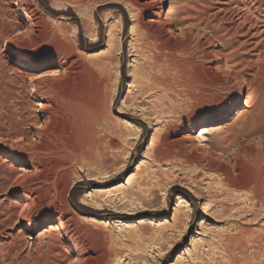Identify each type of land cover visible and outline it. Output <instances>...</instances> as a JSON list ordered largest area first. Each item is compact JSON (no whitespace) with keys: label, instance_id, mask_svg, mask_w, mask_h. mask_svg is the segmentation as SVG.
<instances>
[{"label":"rangeland","instance_id":"1","mask_svg":"<svg viewBox=\"0 0 264 264\" xmlns=\"http://www.w3.org/2000/svg\"><path fill=\"white\" fill-rule=\"evenodd\" d=\"M191 1L201 3L198 8L208 14L215 13L221 5L225 11L228 8L226 18L220 20V15L214 25L220 27L218 36L226 37L225 30L239 14H244L248 22L256 25L264 21V0ZM176 2L167 0L159 5L163 6L164 17L171 7L179 6ZM183 2L180 5L186 4ZM94 6L95 3L87 0H0L1 12L12 11L6 17L0 14V19L6 23L16 24L20 8L26 9L34 22L32 34L22 33L15 39L13 33L14 43L0 46V78L2 66L6 74L0 80L3 81L0 90L11 94V99L0 104V142L5 143H0V180L4 176L22 177L36 154L45 169L41 181L34 185L38 190L35 199L40 200L31 208H14V202H20V198L14 197L15 189L9 187L0 191V264H229L230 255L224 251V239L229 236L241 238L239 228L264 233V208L258 204L252 211L253 201L249 195L225 187L222 175L206 169V157L197 150L204 144L211 147L215 164L223 168H228L227 157H239L241 167L232 174L237 182L247 183L256 177V166L243 148L249 147L256 152L263 150L260 138L264 139V115L257 112L255 95L264 88V62L252 61L254 64L249 68L241 65L235 69L236 72L243 71L239 75L245 85L244 96L249 90L255 92H251L255 99L251 98L250 106H240L238 115L235 112L241 97L239 84L231 79L228 66L239 64L242 59L247 61L248 57L251 59V54L245 55L246 51L240 48L245 41L241 33L223 37L225 45L216 38L210 47L221 55L219 77L223 89L218 94L199 91L193 86L179 87L171 95L168 93L170 98L154 85L143 94L141 89L153 76L161 77L167 71L160 66H147L144 74L139 73L148 55L138 48L141 32L134 30L136 25L132 16L135 12L123 5L126 7L123 16L111 15L115 9L97 10ZM25 28L22 26L21 32L25 33ZM172 30L179 33L176 24L172 25ZM205 33L207 37H217L210 30ZM192 41L196 47L197 38ZM255 42L264 46V40L260 38ZM10 47L20 62H27L33 68L28 72L30 76L39 72L49 74V79H42L37 93L31 91L27 80L20 81V63L15 62ZM133 50L140 52L129 57ZM68 51L77 53L78 65L66 61ZM62 64H67L70 72L59 73ZM102 65L105 66L104 76L100 69ZM203 65L209 66L206 62ZM43 66L45 69L41 70ZM85 67L95 74L88 73ZM208 73L205 72L206 77ZM172 74L179 82L187 81L185 73L183 76ZM128 97L136 100V112L130 102L125 103ZM192 99L196 100L193 102ZM48 103L56 110L55 118L42 137L36 138L47 113L41 105ZM74 104L100 113L94 134L95 138L105 137L89 160L77 159L78 162H74V149L79 141L72 117ZM220 110L223 113L219 117H208ZM228 112L230 115L224 118ZM189 122L196 124L197 129L189 128ZM256 124L262 125L260 134L253 131ZM165 125L170 128L163 132ZM203 127L211 131L205 136V143H200L198 130ZM183 131H189L187 141L180 146L170 145ZM110 137L118 143V148L107 147ZM233 140L237 144L232 145ZM17 145H22V150ZM154 154H160L163 161L157 162ZM8 155L10 161L3 165ZM188 157L193 160L195 157V160H188ZM55 165L69 168L68 173L57 176L64 178L63 185L52 181L51 170ZM160 173L165 177H159ZM142 181L145 186L140 187V192ZM183 184L189 185L190 189L193 186L196 199L188 190L184 189L186 193L176 190ZM57 199H67L69 210H72L62 219L52 211ZM35 224L38 225L36 229L24 230L25 225ZM250 251L257 258L255 263L259 264L258 250L248 249L246 257ZM235 256L241 258L242 254L237 251Z\"/></svg>","mask_w":264,"mask_h":264},{"label":"bare ground","instance_id":"2","mask_svg":"<svg viewBox=\"0 0 264 264\" xmlns=\"http://www.w3.org/2000/svg\"><path fill=\"white\" fill-rule=\"evenodd\" d=\"M79 1H81V0H79ZM87 1H91V2L95 3L94 7L97 10L107 9V8L115 9L116 11L114 13H111V15H113V14L117 15L118 14V15L123 16V14H124L123 9L126 8V7L124 8L123 5L129 7L130 12H132V13L135 12L134 13L135 16H132V19H133L132 21L136 25L134 30H136V32L137 31L141 32V34L139 36L140 39H139V47L138 48L140 49V51H142V53L145 52V54L147 53V55H148L146 60L144 61L145 62L143 64L144 66L139 68V73L141 72L144 74V71H146L147 66H150L151 68L156 67V66L157 67L160 66V68L163 67L167 71V74L165 73L163 76L160 75L161 77L153 76L150 79V81L144 85V89H141V92L143 94L148 91V89L150 88L151 85L159 87V89L161 91H163L164 93H167V95H168V93H169V95H171L170 93H173L176 88L181 87V88L187 89V88L192 87V86L197 88L199 91L202 90V91L207 92V93L218 94L219 91L223 89V84H222L220 77H219V73H221L220 69H222L221 66L219 65L221 55L217 52H214V50H210L211 49L210 47H213V45L215 43L214 39H216V38H218V40H221V42H222L227 36H233V34L241 33L242 38L245 39V41L240 44V48L242 50L246 51L245 55L251 54V56H250L251 59L248 60L249 59V57H248L247 61L245 59H242L239 64L237 62L234 65L231 64L230 66H228V69L231 72V79H234L235 82H237V84H239L238 85L239 93L241 95L240 101L238 104L239 107L236 109L235 114L238 115V113L241 111L240 106H246L247 107L250 104V101H252V99L254 98V97L252 98V93H255L254 90H253V92L251 91L252 93L250 92V90H249V92L247 91L246 96H244V88H243L244 83H241L242 80L240 79L241 77L239 75L243 71L242 72H236L235 69L241 65L243 67L246 65V68L247 67L249 68L250 64H254V63H252V61H255L256 63H259V62L263 63L264 62V46L260 45L261 43L258 44V42H255V40H257L258 38H260V40L261 39L264 40V21L263 22L260 21L259 24L257 23V25L251 22L252 24H254V25H251V23L248 22V18H246L244 14H242V15L239 14L238 18L236 17L237 18L236 21H234L232 23L230 22L231 27L228 30H225L226 31V34H225L226 37L223 36V37H225V38H223L222 36H220V35L218 36V34H217L218 31L220 30V27L214 26L216 23H218L220 15H221L220 20H224V18H226L224 16L227 15L226 13H228L227 12L228 8L225 11V8L223 9L222 5L220 6V8H217V11L215 13L208 14V13H205L204 11H202L201 8H198V5L200 6V4H201V3L199 4V2H194L191 0H177L176 3H178L179 6H177V8L175 6L173 8L171 7L168 14L164 17L163 6H159V5H163L167 0H87ZM183 1L186 4L180 5V3H182ZM227 4H230V3H227ZM236 11H237V9H236ZM244 12H245V10H244ZM7 13H12V11L11 10L3 11V12L0 11V14H2V17H4V16L6 17ZM16 15H17V17L15 18V20H16L15 25H11L9 23H6L3 18L0 19V46L6 47V46L11 45V43H14V38L11 37L13 35V33L16 36L15 39H18L19 35H21L22 33L24 35L25 34L28 35L29 33L32 32L34 22H33V18L31 16V14L26 9L20 8L18 11V14H16ZM229 19H231V17ZM260 20H262V19H260ZM173 24L177 25V27L179 29L178 34H175L174 31L172 30ZM22 26L26 27L25 33L21 32V30H20ZM194 29L197 30L196 33L193 32ZM209 30L212 34H217V37H215V38H213L212 36L207 37L205 32H207ZM133 31H131V32H133ZM253 31H254V33H253ZM133 35H134V32H133ZM136 35H137V33H136ZM214 36H216V35H214ZM194 38H197V42L195 43L196 47L192 45V42H193L192 40ZM228 42H231V41L229 40ZM222 44L225 45V42L223 41ZM231 45H230V47H232V49H234L235 47L233 48V46H231ZM67 47H68V45H67ZM192 47H195V48H192ZM64 48L66 49V46H64ZM131 49H133V48H131ZM9 52L13 56L15 62L20 63L19 64V70H18V74L20 75V78H21L20 81H22L24 83V80H27L28 81V87H30L31 91L34 93H37V91L40 89L42 79L43 80L49 79L48 78L49 74H47L46 72H39V73L35 74V76H30L28 72L32 71L33 68L27 62H20L21 60L17 56V54L13 48L11 49V47H10ZM131 52L132 53L129 54V57H135V55H137L136 53H139L138 50H133ZM234 53H238V50H234ZM65 55H66V61L70 60L71 65L73 63H74V65L79 64L80 58L76 52L74 53L73 51H68L67 54H65ZM239 55H238V57H239ZM254 58H256V59L253 60ZM228 61H230V59ZM204 62L208 63L209 66L205 67L203 65ZM63 63H64V61H63ZM226 63L230 64L227 61H226ZM67 64L60 65V67H59L60 71H58V72L59 73L70 72V68L67 66ZM80 66H82V65H80ZM258 66H260V64ZM150 67H148V68H150ZM226 67H227V65H226ZM253 67H254V65H253ZM250 68L252 69V67H250ZM40 69L44 70L45 67L43 66ZM85 69L88 73H90L92 75L95 74L93 70H90L87 67H85ZM100 69H101L102 75L104 76L105 66L102 65L100 67ZM228 69L225 68V70H228ZM240 71H241V69H240ZM134 72H132V73H134ZM172 72H175L177 75H182V76L185 73L187 81L186 82H181V81L179 82L178 81L179 79L177 80L176 78L173 77L174 74H172ZM205 72H209L207 74L209 76L206 77ZM244 72H245V70H244ZM227 73H229V72H227ZM254 74H256V73H254ZM5 75H6L5 74V68L2 66L1 67L2 78H0V80L4 79ZM101 76H100V78H102ZM182 76H180V78ZM255 76L253 75V77H255ZM133 81H135V79ZM242 82H244V81H242ZM246 82H249V81H246ZM2 83H3V81H0V86L2 85ZM100 85H101V83H100ZM8 86H9V84H8ZM256 89H257V87H256ZM256 89H255V91H256ZM10 95L11 94H8L7 92L4 93L2 90H0V104L4 105L5 102H7L9 99H11ZM183 95H185V93ZM255 96L257 97V99H256L257 100L256 107L258 110L257 112L259 115H264V88L260 91H257ZM169 97L171 98V96H169ZM187 98H189V97H187ZM134 100L132 98L128 97L125 99V103L130 102L131 105L130 104L129 105L131 106V108L133 107L132 110L134 112H136V109L138 106L135 104ZM195 100H193V102ZM169 102H171V101H169ZM65 104H67V103H65ZM54 106L56 107V103H54ZM41 107H43L44 111H46L47 113L45 116V120L41 126L42 129L37 130V132H36V138L42 137V133L45 131V129L48 128L49 124L55 118V114H54L55 109L51 107L50 103L45 104L43 106L41 105ZM127 109H128V106H127ZM134 112H133V114L136 115V113H134ZM71 113L72 112H70V114ZM222 113H223V110H220L214 114H211V113L208 114V117L217 118ZM228 115H230V112L225 114L224 118H227ZM100 116H101L100 113H93L88 109V107L85 108L84 106L74 104V113H73L72 117H74V120H73L74 121V131L78 137L77 139H79L78 147L74 149V162L77 161V159H80L81 161L89 160L90 156H92V153L96 149H98L99 144L101 142V139L105 138L102 136H101V138H95V134H94V126H95L97 120L100 118ZM18 118H20V117H18ZM8 120L10 121L9 118H8ZM23 120H25V119H23ZM1 121H2V119H1ZM35 121H37V120H35ZM257 123H259V122H257ZM1 124H0V128L2 127ZM261 126L259 124L258 125L256 124L253 131L257 134H260L261 130L263 129V128H261ZM188 127L191 129H197V125L194 124L193 122H189ZM169 128H170V125H165L163 132L168 131ZM182 130H186V129L182 128ZM198 131H200L199 136H198L200 143H202V141L205 143L206 139H204V138L207 135L209 136L211 130H209L208 127H203V128H200ZM218 131H220V130L218 129ZM186 133L189 134V131H185V132L183 131L182 135L179 136V138H176L173 140V142H170V145L180 146L181 144L185 143L188 139V136H189ZM196 140L198 141V139H196ZM222 140H224V139H222ZM217 142L218 141H216V144H217V146L215 145L216 147L219 146V144ZM0 143L3 145L5 144L3 142H0ZM231 143H232V145H234V144H237V141L233 140V141H231ZM260 144L263 146V150L261 152L253 151L249 147L243 148L245 154H247V158L254 163V165L256 166V170H257L256 177L247 183L237 182L234 179V177L232 176V174L234 175L236 173V171H237L236 169L237 168L239 169V167H241V160L239 159V157H237V156L227 157L226 159L228 162L227 163L228 168H223V167L217 166V164H215L216 159L214 158V156L211 152L214 150L213 149L210 150L211 147L209 148V146H206L204 144V145L200 146L199 150H197L198 152H201L202 154H204V156L206 157L204 167L208 170L216 171L222 175L221 181L225 187H231L234 190L243 191L249 195V199H252V201H253V204L251 206L252 211H255L256 206L258 204L262 205V207L264 208V139L262 137L260 138ZM106 145L108 148L109 147H117L118 148V143L115 141V139H112L111 137L107 139ZM229 145H231V144H229ZM17 147H19L20 150H22V148H23L22 145H17ZM204 147L206 150L201 149ZM192 149H193V147H192ZM38 150H36V152ZM195 151L196 150H194V152ZM39 153H40V150H39ZM193 156H196V155H193ZM63 158H65V157H63ZM154 158L157 162L163 161V158H161L160 154H154ZM190 159L191 158H189L188 160H190ZM191 160H193V159H191ZM194 160H195V157H194ZM8 161H10L9 155L5 157V160L3 161V165L5 163L7 164ZM12 163L18 164V162H12ZM27 167L29 168V170H27L23 174L22 177L20 175L13 177V178L11 176H4L0 180V191H3L9 187H11L17 191V194L16 195L13 194V195L16 198H20V199H18L20 202H14V208L15 209L20 208L22 210L25 208H31L34 205L38 204V202L40 200V199H35L38 190L35 189L34 185L37 182L41 181L40 177L43 175V172L45 171L43 161L36 154V156L32 160H30V163L27 165ZM51 171H52L51 174L53 173L52 174L53 175L52 181H57V182H59L60 185H63L64 181H65L64 178H61V177L57 178V176L59 173H62V172L68 173L69 168H67L63 165H55V166H53ZM163 176L164 175H162L161 173L159 174V177H163ZM91 181H95V180L92 179ZM144 186H145V182L142 181L139 184V191L140 192H142L140 187H144ZM178 187H179V189L177 188L176 189L177 191H180L181 193H186L184 191V189L188 190L189 193L193 196V198L196 199V190L192 189L193 186H191V189L188 188L189 185H187V184L179 185ZM51 204L54 205V202H51ZM52 209H53L52 210L53 213H57L58 217L60 219H62L64 217L65 213L71 214V212H72L71 209H70L71 212L69 210V203H68L67 199H57V205L52 206ZM97 209H99V208L97 207ZM89 219L92 221L94 220L93 218H89ZM37 227H38V225H36V224L33 226L32 225H25L24 230L25 231H31V230L36 229ZM238 232H239L238 234L240 236L247 237V239L250 238L251 241L249 239L250 242H246L243 240L242 237L238 239V238H233L231 236L226 237V239H224V251H226L228 253L227 255H230V263L229 264H248L249 262L251 264H256L255 262H256L257 258H255L254 253H251V251H250L248 256L247 257L245 256L246 253H248V249H257L258 252H256V253H258V254H256V255L258 256V258L260 260L259 264H264V233L257 232L254 230H247L245 228L244 229L239 228ZM66 235L67 234H64V237H66ZM237 251H239L243 256V257L241 256V258L239 257L240 259L237 256H235V253ZM228 260H229V258H228Z\"/></svg>","mask_w":264,"mask_h":264}]
</instances>
